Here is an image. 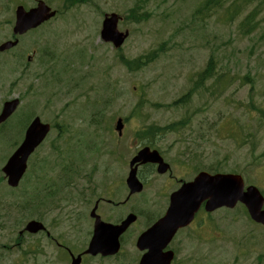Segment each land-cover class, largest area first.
Returning a JSON list of instances; mask_svg holds the SVG:
<instances>
[{
	"label": "rangeland",
	"instance_id": "rangeland-1",
	"mask_svg": "<svg viewBox=\"0 0 264 264\" xmlns=\"http://www.w3.org/2000/svg\"><path fill=\"white\" fill-rule=\"evenodd\" d=\"M19 1L0 0V42L9 38L10 29L6 22L8 14L3 10ZM44 1L57 10V18L25 34L20 40L21 51L16 56L0 53V99L9 100L15 96L22 99L11 118L12 125L21 121L22 113L30 119L39 116L43 122L61 125L60 134L56 136L54 129L38 155L51 160L55 155L54 145L63 147L67 143L70 162L80 175L75 181H82L93 170H96L98 182L112 177L124 180L131 155L148 142L144 135L147 126L164 125L189 116V125L178 132L167 131L154 136L157 140L153 142L169 157L183 163L177 165L181 175H189L198 167V171L208 168H218L221 172L236 170L264 190V126L257 124V112L248 105V91L253 86L255 105L264 107V8L259 14L258 29L241 35L237 20L224 24L216 20V16L206 20L193 18L192 13L203 0H80L73 6L71 0ZM23 2L34 6L37 1ZM132 7L139 13L140 21L126 16ZM110 12L120 15L118 29L129 31L118 49L102 41L99 35L103 15ZM212 45L217 47L219 64L229 67L239 77L249 73L251 80L241 83L240 79H235L218 99L212 94L202 97L195 94L187 103L172 106L171 102L188 90L189 78L203 67ZM155 48L159 50L158 58L141 70L128 71L120 63V55L133 58ZM27 55H31L30 62ZM25 60L28 64L24 70H17L16 66L25 64ZM49 68L53 74L43 75ZM117 117L124 119L121 137L116 136L114 129ZM66 126L71 128V133L62 136ZM73 128L101 133L100 159L76 161L70 150L74 141ZM5 132L0 139L7 146L12 137L18 143L23 136V132L19 137L11 128ZM248 132L252 135H246ZM86 134L82 133L76 142V156L83 154L88 144ZM64 155L66 159V153ZM4 184L6 180L0 178L2 201L16 204L20 192L31 188L30 195L33 193L34 184L30 180L25 181L20 190H7ZM154 185L159 187L160 180H155ZM118 187L123 193L121 182ZM145 194L146 191L142 196ZM159 204L161 202L156 199L148 212L150 217L159 209ZM229 210L217 209L219 213L213 212L212 218L218 217V221L223 214L231 215ZM235 212L245 215L240 208ZM245 218L234 226L232 219L218 224L224 233L218 234L216 241H204L203 247H199L203 253L202 264H225L236 255V247L248 244L246 232L259 226L253 223L250 224L254 228L247 226ZM137 230L132 227L125 235ZM208 232L203 231L204 234ZM258 232L259 240L264 237V229ZM32 237L27 236L26 241H31ZM125 243L127 246L118 257L108 258L106 264L137 263L140 253L127 240ZM211 243L217 247H206ZM13 249L5 252L0 248V264H15L19 257H22V264H65L56 261L51 248L44 255H36L29 248L11 252ZM236 264H248V261L241 259Z\"/></svg>",
	"mask_w": 264,
	"mask_h": 264
},
{
	"label": "flooded vegetation",
	"instance_id": "flooded-vegetation-1",
	"mask_svg": "<svg viewBox=\"0 0 264 264\" xmlns=\"http://www.w3.org/2000/svg\"><path fill=\"white\" fill-rule=\"evenodd\" d=\"M29 7L23 0H20L18 4L4 8L3 11L8 14L6 22L10 25V29L9 38L3 41L14 40L17 43L15 46L1 52L11 53V55L16 56L21 51L20 40L30 30L26 32L17 31L15 27L16 15L18 8L19 11L20 8L26 11ZM23 53L24 50L21 52L22 56ZM20 58L23 59L24 57ZM27 60L30 62L31 55H27ZM24 66H26V63L19 64L16 69L22 71ZM3 103L0 104V111ZM26 117L27 115L22 113L19 117L22 121L18 123L17 129H13L19 134L18 136L25 132L27 126ZM9 119L10 116L0 123V135H4L5 131L11 128ZM49 124L50 128L57 130L56 136H58L61 125L54 122ZM70 129L69 126H66L62 136L64 134L69 135L71 133ZM2 146L4 148L0 147L1 172L7 160V147L9 148L10 141L8 146L4 142ZM36 149L29 156L27 168L23 175L25 181L30 180L34 184L32 195H30L32 189L27 188L24 193H19L17 205H12L10 201L0 200V232L2 233L0 248L5 252L13 248L11 252H20L25 248H29L36 255H44L48 249L52 248L58 263L106 264L108 256L100 252L94 253L87 250L95 231L99 228L100 232L107 236L110 232L107 229L108 225H120L128 214H133L135 220L119 236V243L120 247H126L125 240H127L130 246L135 247L138 235L165 213L169 204L170 194L178 188L173 186V184L180 183L182 180L174 163H171L169 170L162 174L156 171L158 165L155 163L138 165L136 177L143 185L142 191L147 189L148 194L140 199L138 197L133 198L135 194H140L142 191L130 193L127 185H125L122 193L118 187L120 182L118 177H112L108 180L105 178L98 182L95 179L96 170L91 171L82 181H75L73 167L68 163L64 164L62 162L64 153L68 150L67 144L64 145L63 150L59 147L54 148L56 162L54 159H47L45 165L41 156L38 155V150L35 154V159L32 161V156ZM101 155L102 148L99 146L94 147L90 151L89 160L97 161ZM67 160H69V157H67ZM0 178L6 180L3 172ZM158 179L160 180V185L155 187L153 180ZM48 185L52 187V190L42 195L40 193L41 189H45ZM96 187L97 189L95 190L94 188ZM125 193V197L122 198ZM44 196H46L45 200L38 203ZM132 198L133 200L130 201ZM155 198H163L165 201L163 204L157 205L159 209L156 212L159 211V213L153 212V216L150 217L148 212L156 203ZM33 200L34 204H36L35 206H33L34 204L32 205ZM244 207L242 209L245 215L237 212H233L231 215L223 214L217 221L218 217L217 219L212 218V213L218 212H208L204 209V204H201L190 223L185 227L179 228L168 245L162 247L161 255L165 260H169L171 264H187V260L190 261V264H202L203 253L199 247H203L204 241H216L218 234L224 233L218 224H223L225 219H232V226H234L242 217H246L245 223L247 226L253 227L250 224L253 223L259 228L246 232L248 244L236 247V255L233 258L230 257L225 264H236V261L241 259L248 261V264H264V238L257 239L259 236L258 229H264V225L251 219ZM43 208L44 211H41ZM262 208H264V205ZM27 218L29 219L27 220ZM30 220L37 222L39 227L37 231L29 233L24 230L26 223ZM132 227H137L138 230L125 235ZM204 230H208V234H204ZM27 236H35V238L32 237L31 241H26ZM99 247H105L104 238L100 239ZM206 247H217V245L211 243L206 245ZM137 252L140 253L138 250ZM16 261H22V257H19Z\"/></svg>",
	"mask_w": 264,
	"mask_h": 264
},
{
	"label": "water",
	"instance_id": "water-1",
	"mask_svg": "<svg viewBox=\"0 0 264 264\" xmlns=\"http://www.w3.org/2000/svg\"><path fill=\"white\" fill-rule=\"evenodd\" d=\"M48 8L42 3L32 10L30 13L24 12L18 8V17L16 28L25 31L30 27H34L48 18ZM118 17L116 14L105 15L100 30L101 38L104 41H111L115 46H119L127 32L122 33L116 30ZM11 45L7 42L0 46V49ZM17 99L5 104V109L0 116L2 121L16 107ZM120 120L117 123V129H120ZM47 125H42L38 118H35L26 131V135L22 143L12 154L7 164L3 168L8 176V183L12 186L16 185L26 167V159L33 149L42 140ZM141 153V152H140ZM130 182L133 186L132 191L137 190L138 184L131 177ZM206 200V210H213L220 206H233L238 200L246 203L250 215L257 221L264 222V211L259 209L263 202V198L255 187L249 186L243 191V182L239 175L234 174H209L200 172L193 181L184 183L176 192L171 195V206L166 216L152 229L147 230L138 238V247L140 249H148V252L141 260L140 264H165L164 258L161 256V246H163L173 235L177 226H182L187 221L189 214L198 209L201 202ZM29 231H37L38 224L31 221L26 227ZM103 234L99 229L96 230L94 239L90 244V248H97ZM109 252H114L116 247H110Z\"/></svg>",
	"mask_w": 264,
	"mask_h": 264
},
{
	"label": "trees",
	"instance_id": "trees-1",
	"mask_svg": "<svg viewBox=\"0 0 264 264\" xmlns=\"http://www.w3.org/2000/svg\"><path fill=\"white\" fill-rule=\"evenodd\" d=\"M264 8V0H203L201 5L192 13L193 18L202 20L210 16H216V20L221 23H231L237 20V29L241 35H248L256 31L259 27V14ZM126 16L134 21H140L141 17L136 8L128 10ZM169 40L167 41V43ZM159 56L157 48L147 51L133 58H125L120 55V63L128 71H138L153 62ZM219 55L217 47L210 46L209 53L204 61L203 67L196 71L189 78V88L179 98L171 102L172 106H179L187 103L195 94L202 97L205 94H212L218 99L235 79H240L243 83L246 79L250 81L249 73L243 77L233 74L229 67L219 64ZM225 68V70L223 69ZM253 86L248 91V105L257 112V124L264 126V107L255 105L253 101ZM251 118V117H250ZM190 117H182L179 120L172 121L164 125L150 124L144 132L145 136H154L167 131H180L184 126L189 125ZM246 135H252L251 132ZM236 139V137L234 136ZM241 138V136H240ZM218 168L212 169L217 171Z\"/></svg>",
	"mask_w": 264,
	"mask_h": 264
}]
</instances>
